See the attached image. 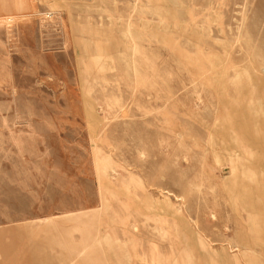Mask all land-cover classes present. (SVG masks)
Wrapping results in <instances>:
<instances>
[{
    "label": "rangeland",
    "instance_id": "1",
    "mask_svg": "<svg viewBox=\"0 0 264 264\" xmlns=\"http://www.w3.org/2000/svg\"><path fill=\"white\" fill-rule=\"evenodd\" d=\"M0 264H264V0H0Z\"/></svg>",
    "mask_w": 264,
    "mask_h": 264
}]
</instances>
